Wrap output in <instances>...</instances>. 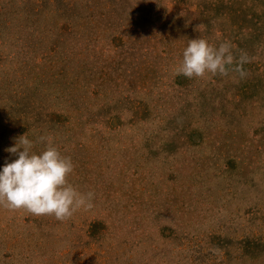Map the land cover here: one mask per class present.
Here are the masks:
<instances>
[{"label": "rangeland", "instance_id": "rangeland-1", "mask_svg": "<svg viewBox=\"0 0 264 264\" xmlns=\"http://www.w3.org/2000/svg\"><path fill=\"white\" fill-rule=\"evenodd\" d=\"M197 37L246 76L175 75ZM24 133L95 197L0 206V264H264V0H0V165Z\"/></svg>", "mask_w": 264, "mask_h": 264}, {"label": "clouds", "instance_id": "clouds-1", "mask_svg": "<svg viewBox=\"0 0 264 264\" xmlns=\"http://www.w3.org/2000/svg\"><path fill=\"white\" fill-rule=\"evenodd\" d=\"M248 62L246 53L238 59L234 56L228 40L216 45L197 37L188 40L174 74L187 78H203L207 74L227 76L235 63L233 70L243 78L247 74L243 65ZM35 143L45 146L35 151ZM7 151L15 158L0 165V206L13 211L23 208L36 216L51 215L58 221L93 206L95 192H81L69 182L73 161L57 148L54 138L40 135L34 141L24 133Z\"/></svg>", "mask_w": 264, "mask_h": 264}]
</instances>
